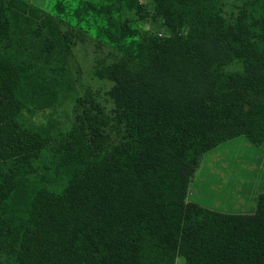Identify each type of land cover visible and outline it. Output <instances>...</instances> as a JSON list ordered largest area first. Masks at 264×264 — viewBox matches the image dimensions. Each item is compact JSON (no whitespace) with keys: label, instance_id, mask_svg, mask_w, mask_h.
Segmentation results:
<instances>
[{"label":"trees","instance_id":"trees-1","mask_svg":"<svg viewBox=\"0 0 264 264\" xmlns=\"http://www.w3.org/2000/svg\"><path fill=\"white\" fill-rule=\"evenodd\" d=\"M78 3L113 47L92 65L107 90L41 123L76 31L0 0V264H264V192L249 215L187 201L207 152L264 144V0L231 20L218 0H150L171 36L139 41L120 13L141 0Z\"/></svg>","mask_w":264,"mask_h":264},{"label":"rangeland","instance_id":"rangeland-1","mask_svg":"<svg viewBox=\"0 0 264 264\" xmlns=\"http://www.w3.org/2000/svg\"><path fill=\"white\" fill-rule=\"evenodd\" d=\"M55 1L35 0V3L44 7L43 9L48 8L46 11L61 20L64 24H61L62 30H66L67 26L75 29L76 46L73 48V54H68L66 57L63 75L57 80L56 106L51 112L34 117L35 122L41 123H45L49 117L58 122L69 120L74 100L82 94L83 89L100 90L102 93L107 90V86L94 79L92 65L94 58L104 57L113 48L100 32L99 20L80 8L78 0H62L63 10L53 8ZM87 1L97 2V0ZM218 1L222 5L223 16L228 20L234 17L237 7L243 2V0ZM149 3L150 0H141L143 11L140 13L125 11L120 13V17L129 21L138 41L148 36L160 38L171 36L162 20L153 15ZM182 33L185 34L186 29H183ZM226 146L209 154L207 162L200 171V178L197 175L198 181H195V186L189 188L191 203L204 204L199 200L204 198L208 205L211 203L213 207L215 204L221 207L225 200H230L232 197H242V200H246L251 195L257 192L261 194V191H264V149H257L245 138H239ZM33 180L43 181L52 187H58L60 184L49 175L42 173H38ZM214 211L220 212V209L215 208ZM174 264H185V261L177 256Z\"/></svg>","mask_w":264,"mask_h":264},{"label":"crops","instance_id":"crops-1","mask_svg":"<svg viewBox=\"0 0 264 264\" xmlns=\"http://www.w3.org/2000/svg\"><path fill=\"white\" fill-rule=\"evenodd\" d=\"M30 1L29 2L31 4L35 5L36 7L40 8L42 10H45L46 11L48 9V8L43 9L44 7H40L39 5H37L35 3V0H30ZM51 1L52 0H49V2H51ZM85 1H87V0H85ZM89 2H91V1H89ZM239 138H245V137L240 136V137L234 138V139H232L230 141H227V142L223 143L222 145L216 147L215 149L207 152L203 156L202 161H201V163H200V165H199V167L197 169V172H196V174H195V176H194V178H193V180H192L191 185H190L189 188H191V186L194 187L195 186V181H198V178H200V171H201L202 167L204 166V164L207 162V159H208L209 154L212 153V151H218V150H221V149L225 148L226 145L232 143L233 141H235V140H237ZM256 148L257 149H264V144H262L261 146L256 147ZM197 175H198V178L196 180ZM189 191H190V189H189ZM189 191H188V195H187V201L188 202H191L192 201V196H191V194H190ZM262 192H264V191H261V193ZM259 194H260V192L259 193L257 192L255 194L251 195L246 200H242V197H237V198L232 197V198H230V200H225L221 204V207H219V205H217L215 203H214L215 204L214 207L211 205V203L208 205L207 202H206V199L199 198V200H202L204 202V204L203 203H200L199 205L202 206V207H205L207 209L213 210V211H214L215 208H219L221 213H227V214H246V215H249V214H252L254 212L255 205H256V200H257V197H258Z\"/></svg>","mask_w":264,"mask_h":264}]
</instances>
